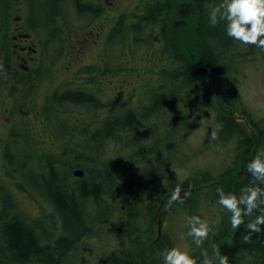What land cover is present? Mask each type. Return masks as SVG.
<instances>
[{
  "label": "rangeland",
  "instance_id": "1",
  "mask_svg": "<svg viewBox=\"0 0 264 264\" xmlns=\"http://www.w3.org/2000/svg\"><path fill=\"white\" fill-rule=\"evenodd\" d=\"M41 1L38 0L32 13L36 16L43 14L42 17L47 21L51 14L60 16L58 19L56 17V20L49 21L51 25H45L48 26L46 29L48 32L41 33L42 48L46 58L39 66V75L31 81L29 86L18 88L14 94L10 92L12 108L9 112L5 109L10 106H6V100H3V95L0 96V215L4 211L8 217H16L33 226L34 232L43 244H53L54 240L60 236H69L70 234L63 230V219L51 205L46 203L42 195L44 192L40 188V176L36 171L40 162L38 155L35 154L27 161L26 167L32 168L30 173L27 171L26 174L15 173L9 158L16 149L9 150L11 148L9 139L13 134L22 132L23 126L26 125L30 131V137L38 144L40 155L50 154L51 156L57 154L62 148V141L60 139L57 141L52 131L58 129L57 132L63 133L60 127L63 129V125L66 124L67 129L70 130H88L94 133L97 121H100L104 114L110 111L109 106L118 110L130 108L134 111L138 110L139 117L136 123L129 128L118 129L115 137L103 142L101 140L102 143H99L103 159L115 158L127 164L129 173L124 174L123 172V175L118 178V188L124 185L123 182L127 175L137 172L141 175V183L145 184V188L139 189L135 193L137 197H132V199H124V192L119 193L122 198L119 207L126 202L127 204L141 202L145 196L151 198L152 192L151 196L148 192L150 188L152 191L166 190L165 195L169 194L166 203L163 205L158 198L154 204V209L158 211L160 206V210L154 215V222L150 226L152 240L158 234L157 220L162 218L161 235H167L171 239H168L171 242L168 249L180 247L188 251L189 255H193L192 257L200 249L208 250L210 243L207 240L204 241L202 248H197L191 237L185 235V239H180L181 234H186L188 231L187 218L191 217L189 214L191 207L181 206L180 203L176 205L173 203L169 207L168 201L180 189L186 190L181 195L188 193L185 197H194L195 192L192 193V188H184L182 185L195 182V177L200 178V175L206 171L210 173L212 181L217 180L219 175L230 166L235 167V174L244 175L245 172L242 174L240 165L234 163L237 161L238 153V144L234 147V136L231 139L220 137L219 130L217 138H211V133L216 130L218 123L215 108L203 109L204 107L199 105L197 107L195 104L192 110L195 112V120L187 118V127L174 132L176 127H171L169 124L177 116L176 110H180L176 109V105H181L175 93L172 102L166 103L167 100H161L163 107L158 105L157 101V105L151 101L150 98H153L155 94L163 96L165 93H170V89L161 91L163 86L161 84L165 82L162 78L164 74L162 64L164 61L167 62L161 27L157 23L146 28L145 38L149 41L143 48L134 45L131 40L132 36L129 35L128 40L126 31L140 15L144 14L145 5L155 0H78L77 2L67 0L59 4L47 0ZM53 4L56 5L55 10L51 8ZM52 18L54 16H51ZM176 19L178 20V16L175 15L172 19L173 27H183L181 23L174 22ZM64 25L68 26L67 31L61 30ZM89 31L94 42L84 49V53L73 52L78 57L73 61L70 53V39L77 43L76 41L86 36ZM118 32H122L123 35V48L115 47L110 51L111 39ZM231 39L229 41L232 44ZM228 48H231V51H226L227 56H220L226 65L233 63L231 66H234V60L237 61L234 55L248 62L247 66L257 62L254 53L250 54L251 52L240 51L237 48L233 50L231 46ZM230 57L234 60L232 61ZM112 65L120 66L119 68L115 66L116 71H113V74L110 72ZM86 68L93 78L101 77L90 81L96 84L95 90L97 88L103 90L102 99L108 104L107 109L65 104L62 111L60 109L59 113H55V123L52 121L49 123L50 121L46 120L45 116L40 117L39 114H44L43 107L48 106L54 94L81 84L82 79L86 77V73H83ZM247 70L250 73V68ZM102 71L106 73L105 76H101ZM229 76L227 82L233 88L234 73ZM250 77L247 85L249 90L243 91L242 94L250 101L249 105L252 106L255 112L253 114L256 115L255 122L264 128V71L259 74V81L254 78V75ZM149 87L153 88L151 97L146 91ZM185 89L183 94L187 96ZM182 111L179 113L191 112L190 109L185 110L186 112ZM196 112H198L197 115ZM50 119L53 120V117ZM76 137L72 138L73 144L71 145H75L74 138ZM80 148L85 152L83 147ZM67 151L70 150L67 149ZM262 151H264V144L258 149L259 153ZM89 153L92 152L89 151ZM135 163L138 165L129 169L128 166ZM79 165L78 168L84 170L85 175L98 169L97 165L86 159L79 161ZM72 178L74 182L79 180L73 176ZM208 190L209 188L196 191V204L192 206L193 212L209 223L211 236L217 233L224 224L229 225L231 213L225 211L217 203L218 200L208 194ZM143 204L145 205V202ZM96 209L94 205H87L86 210L94 223L93 220L86 222L84 233L73 247L67 250L60 264H102L104 258L120 250V241L117 236V227L120 224H116L118 215H108L106 211L103 212V208L100 212ZM147 223L149 220L144 223L146 227ZM241 264L258 263L248 254ZM261 264L264 262L261 261Z\"/></svg>",
  "mask_w": 264,
  "mask_h": 264
},
{
  "label": "trees",
  "instance_id": "2",
  "mask_svg": "<svg viewBox=\"0 0 264 264\" xmlns=\"http://www.w3.org/2000/svg\"><path fill=\"white\" fill-rule=\"evenodd\" d=\"M47 1L59 4V2L67 0ZM72 1L77 2L78 0ZM179 2L181 1L155 0V2H148L144 8V14L140 15L138 20L127 29L126 34L128 40L129 35L132 36L131 40L135 46L143 48V46H147L149 41V39L145 38L146 28L148 26L150 28L157 23L161 27L162 42L167 54V62L164 61L162 64V71L164 72L162 78L165 82L161 84L163 85L161 91L170 89V93H165L163 96L155 94L150 99L153 104L157 105L158 102V105L163 107L161 100H167L166 103H170L173 101L175 93L176 99L178 102H181V105H176V109L182 111L186 107L182 112L191 110L190 113L186 112V114L179 113L181 111L176 110L177 116L169 124L171 127H176L174 132L187 127V118L195 120V112L192 110H194L195 104H197V107L199 105L200 107H204L203 109L215 108L217 124L222 125L220 137H229L228 139H231L236 134L239 138L237 161L234 163L239 164L240 168L242 166L246 168L244 175H240V173L235 174V167L231 168L232 166H230L219 175L217 180L212 181L210 173L206 171L200 175V178L195 177V182L182 185L184 188H192V192L195 193L193 194L194 197H185V195L180 194V197L183 199L180 205L184 207L190 206V216H197L193 212L192 206V204H196V191L209 188L208 194L214 196L217 200V189L239 197L241 190L245 186H251L254 178L248 172V163L246 162V158L250 157V141L245 134H241L234 120L228 117V113L220 107L219 101L211 92V88L215 85L221 97L229 105L231 104L229 97H233V88L229 86L227 78L234 72V66L226 65V62L224 63L220 57L227 56L226 51H231V48H228L229 46L233 49L229 41L230 38L225 32V24L224 22H220L215 27H211L209 19H207L199 28H194V26L174 28L172 19L175 17V11ZM54 4L51 6L52 10L56 9V5ZM169 28L171 31L168 32ZM122 36V32H118L112 37L110 51L115 47L119 48L121 46L123 48ZM219 50L225 52L221 53ZM189 59L201 63L199 66L203 64L208 67L210 75L206 76L203 73H199L198 67H194V65H187ZM115 66L117 65L111 66V74H113V71H116ZM117 67L119 68L120 66L118 65ZM83 73H86V77L82 79L81 84L77 87H69L61 93L57 92V94H54L48 106L45 105L43 107L44 114H39V116H45L46 120L50 121L49 123L51 121L55 123V113H59L60 109L62 111L65 104L92 106L95 109L106 110L108 104L102 99L103 90L100 88L95 90L94 86L96 84L90 81L101 77L93 78L87 68L83 70ZM105 74L103 71L101 72V76H105ZM23 81V79L19 80V82ZM24 86V83L18 86L14 85L11 92L14 94L18 88ZM184 89L187 96L183 94ZM152 90V87L146 90L149 97L153 94ZM110 107V111L105 113L100 121H97V126L93 130L94 133L88 130H70L67 129L66 124L63 125V129L60 127V131L63 133L57 132L58 129L52 131L51 133L54 134L56 140L59 141L60 139L62 141V148L57 154H52L51 156L50 154H46L47 156L40 155L38 144L30 137V131H28L29 129H27L26 125L23 126L22 132H17L11 136L9 139L11 148L9 150L16 149L17 151H13L12 155L14 156L10 154L9 158L13 171L18 174H26V171L30 173V169L32 168L26 167L27 161L35 154L38 155L40 162L36 171L39 173L38 176H40V188L44 192L42 195L45 197L46 203L51 205L63 219V230L70 235L60 236L54 240L53 244H43L34 232L33 226L16 217H8L3 211L0 215L2 216L0 217V264H60L67 250H70L84 233L86 222L93 220L86 210L87 205H94L97 208L96 211L99 212L103 208V212L105 213L106 211L108 215H118L116 217V224H120L117 227L120 250L104 258L102 264H163L162 253L170 248L171 242L169 240L171 239L167 235L162 236L160 231L157 237L152 240L150 226L154 222V215L160 210L159 206L158 211H156L154 204L158 198L163 205L166 203V190L152 191L150 188L148 192L150 196L152 192L151 198L145 196L141 202L137 201L130 204L126 202L123 205L124 210H122V206L119 207L120 200L122 199L119 193L122 194L124 192V199H132V197H137L135 193L139 189L145 188V184L141 183V175L137 172L129 176L127 175L123 182L124 185L118 188V178L123 175V172L124 174L125 172L129 173L127 164L115 158L109 157L103 159V152L99 148V143L115 137L118 129L123 130L134 125L139 114H137L138 110L134 111L130 108L118 110L115 107ZM51 117H53V120L50 119ZM55 127L58 128V126ZM120 130L119 133H121ZM74 136H77L74 138L75 145H71L73 144L72 138ZM101 140L102 142H100ZM80 147H83L85 152ZM67 149L70 151L68 152ZM88 150L92 153L90 154ZM257 155L258 153H254L252 157L255 158ZM85 159L97 165L98 169L88 172L87 175L74 182L72 170L80 167L79 161ZM136 165L138 163L129 165L128 167L132 169ZM142 165L145 166V164ZM149 173L152 175L151 171ZM203 176L204 178H202ZM153 180H155L154 177ZM145 198L147 199L145 200ZM143 202H145V205ZM225 211L227 210L225 209ZM258 214V212H254L252 216L245 217V224L254 219ZM147 220H149V223H147L146 227L141 222H146ZM246 232L247 228L245 225H241L239 229H232L230 222L229 225L224 224L217 233L211 236L209 234L207 239L210 243L209 253L211 254V245L215 244L220 248L222 255L228 256L229 264H241L248 254L258 264H261V261L264 262V231L253 235L251 242L248 243L243 239ZM201 251L202 249L196 252V257L194 255L197 264L202 260Z\"/></svg>",
  "mask_w": 264,
  "mask_h": 264
},
{
  "label": "flooded vegetation",
  "instance_id": "3",
  "mask_svg": "<svg viewBox=\"0 0 264 264\" xmlns=\"http://www.w3.org/2000/svg\"><path fill=\"white\" fill-rule=\"evenodd\" d=\"M36 3H38V0H0V66L3 69V71H0V96L3 95V100H6V106H10V108L5 109L8 112L12 108L10 92L14 85L18 86L24 83L25 86H29L31 81L39 75V66H41L46 58L42 48L41 33L48 32L46 29L51 25L49 21L56 20V17L58 19V16H60L58 14H51L54 18L51 19L50 16L48 21L42 17L43 14H38L41 17L36 16L32 13ZM219 3H221V0H181L175 11L178 20L176 19L174 22L181 23L184 28H188L189 26L199 28L202 23L209 19L212 8ZM67 28L68 26L64 25L61 30L67 31ZM231 41L233 50L237 48L240 51L251 52L250 54L254 53L256 54L255 59L257 62L254 65L252 63L247 66L248 62L242 61L240 60L241 58L234 55L237 61L232 59V61L234 60V91L233 97H229L231 101L230 105L221 97L215 85L211 88V92L219 101L220 107L228 113V117L234 120L241 134H245L248 137L251 149L249 151L250 157L246 158V162L249 163V161L254 159L252 155L259 153L258 149L262 148L264 144V128H261L255 122L256 115L253 114L255 112H253L252 106L249 105V99H245L242 93L245 90H249L247 85L249 84L251 75H254V78L259 81V74L264 71V51L254 46L243 45L233 39ZM76 42L74 43L70 39V53L73 61L78 58L75 56L76 53L73 52L84 53V49L94 41L89 31L86 36H83L82 39H78ZM234 53L236 52L234 51ZM200 64L190 59L187 61V65L198 67L199 73H203L206 76L210 75L209 68L203 64L199 66ZM247 68H250V73ZM21 79L24 81L19 82ZM256 87L259 90L257 85ZM237 144H239V138L234 134V147ZM241 169V173L243 174L246 168L242 166ZM121 208L124 210V206ZM157 222H159V219ZM141 223L145 222L142 221Z\"/></svg>",
  "mask_w": 264,
  "mask_h": 264
},
{
  "label": "clouds",
  "instance_id": "4",
  "mask_svg": "<svg viewBox=\"0 0 264 264\" xmlns=\"http://www.w3.org/2000/svg\"><path fill=\"white\" fill-rule=\"evenodd\" d=\"M224 22L226 35L233 40L247 46H254L264 51V0H221V3L212 8L209 24L215 27ZM0 71H3L0 66ZM222 125L217 124L211 138L216 139ZM247 170L254 178L251 186H245L239 197L232 193H225L217 189V203L231 213L230 224L232 229H239L241 225L247 228L243 239L251 242L253 235L264 231V151L260 152L248 165ZM188 193H185L187 196ZM182 203L183 199L174 193L168 206L173 203ZM254 212L259 214L245 224V217ZM188 231L181 234L180 239L191 237L197 248H202L204 241L209 237L211 227L206 220L199 216L187 218ZM202 260L199 264H229L227 255H222L215 244L211 245V254L207 249L201 251ZM163 264H197V260L189 255L188 251L180 247H172L162 253Z\"/></svg>",
  "mask_w": 264,
  "mask_h": 264
},
{
  "label": "water",
  "instance_id": "5",
  "mask_svg": "<svg viewBox=\"0 0 264 264\" xmlns=\"http://www.w3.org/2000/svg\"><path fill=\"white\" fill-rule=\"evenodd\" d=\"M72 174H73V176H75V177H82L83 174H84V172H83V170H81V169H75V170H73Z\"/></svg>",
  "mask_w": 264,
  "mask_h": 264
}]
</instances>
